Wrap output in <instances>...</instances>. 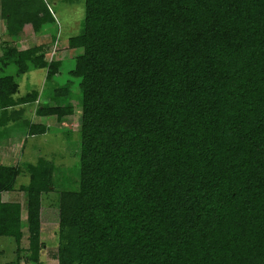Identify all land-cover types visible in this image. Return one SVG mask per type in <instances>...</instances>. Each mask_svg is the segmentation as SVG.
<instances>
[{
  "label": "trees",
  "instance_id": "trees-1",
  "mask_svg": "<svg viewBox=\"0 0 264 264\" xmlns=\"http://www.w3.org/2000/svg\"><path fill=\"white\" fill-rule=\"evenodd\" d=\"M83 3L80 33L67 40L78 171L43 157L0 163V196L29 177L18 188L26 229L22 205L0 200V238L16 246L8 264L23 254L42 264L46 205L58 211V264H264V0ZM0 8L13 41L55 23L47 0ZM62 63L41 46L3 49L0 74L16 70L0 75V146L48 131L27 107L57 122L74 114L70 82L15 97L19 77L42 68L49 83Z\"/></svg>",
  "mask_w": 264,
  "mask_h": 264
},
{
  "label": "rangeland",
  "instance_id": "rangeland-1",
  "mask_svg": "<svg viewBox=\"0 0 264 264\" xmlns=\"http://www.w3.org/2000/svg\"><path fill=\"white\" fill-rule=\"evenodd\" d=\"M50 2V8L55 19L54 26L49 27L46 31L50 34L37 35L32 32L30 26H26L23 33L13 41L6 33V21L1 17L0 8V55L3 49L7 47L19 46L20 48H33L41 46L49 61H63L61 73L58 74L51 82H46V69L37 68L29 71L17 79L19 89L15 97H22L32 91L41 94L51 90L54 87L71 83V92L76 98L71 100L74 105V114L66 118L63 122H57L55 117L39 118L34 117L33 108L27 107L25 116L32 117L35 123L43 124L49 127L48 131L43 135L25 137L18 136V140L11 138L6 140L0 146V163L14 166L21 165L24 162L36 163L37 159L43 157L52 161L63 171L72 175L77 168L78 156L72 157V153H76L80 143V114L81 107L78 106L77 99L79 92V79L73 78L68 74L74 66L73 55L68 51V38L80 33L82 21L84 18V0H73L72 4L64 2V0H47ZM55 34V39L51 36ZM75 56V55H74ZM15 67L9 65L0 75L15 76ZM73 95V96H74ZM48 99L40 98L39 103L47 102ZM66 131H70V135H65ZM23 136V137H22ZM76 167V168H75ZM29 182L27 174H21L16 179L14 191L2 193L0 200L2 202H19L22 205V222L23 230L25 227V206L26 195L18 190L20 185H26ZM41 241L46 244L42 251V264H58L56 260L57 253V237L58 228V211L55 208L45 206L41 209ZM25 246V245H24ZM20 264L26 263L25 255L21 256ZM16 246L11 238H0V264H8L15 262Z\"/></svg>",
  "mask_w": 264,
  "mask_h": 264
},
{
  "label": "crops",
  "instance_id": "crops-1",
  "mask_svg": "<svg viewBox=\"0 0 264 264\" xmlns=\"http://www.w3.org/2000/svg\"><path fill=\"white\" fill-rule=\"evenodd\" d=\"M34 117H36V116H34ZM32 122H34V123H35V120H34V118H32ZM13 138L18 140V137H17V135H16L15 137H13ZM6 140L10 141V139H6ZM6 140H5V142H6Z\"/></svg>",
  "mask_w": 264,
  "mask_h": 264
}]
</instances>
